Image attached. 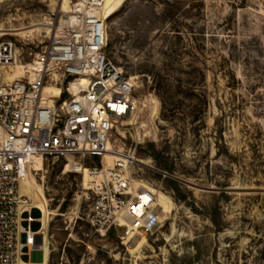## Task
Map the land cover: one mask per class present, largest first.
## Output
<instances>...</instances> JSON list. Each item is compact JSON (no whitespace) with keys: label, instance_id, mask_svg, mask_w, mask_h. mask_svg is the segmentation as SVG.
I'll use <instances>...</instances> for the list:
<instances>
[{"label":"rangeland","instance_id":"obj_1","mask_svg":"<svg viewBox=\"0 0 264 264\" xmlns=\"http://www.w3.org/2000/svg\"><path fill=\"white\" fill-rule=\"evenodd\" d=\"M63 7L0 0V29L19 48L0 83L22 75ZM110 11L108 57L142 101L110 152L136 148L145 163L131 174L157 189L161 227L129 245L100 235L88 214L101 173L37 160L22 180L34 249L23 264H264V0H123Z\"/></svg>","mask_w":264,"mask_h":264},{"label":"built area","instance_id":"obj_2","mask_svg":"<svg viewBox=\"0 0 264 264\" xmlns=\"http://www.w3.org/2000/svg\"><path fill=\"white\" fill-rule=\"evenodd\" d=\"M103 6L104 0H72L49 42L22 64V76L0 83V264H19L34 250L31 212H22L29 200L21 180L45 158L65 160L70 172L101 173L89 189L94 196L88 214L100 235L129 245L161 227L156 194L138 187L128 173L137 160H115L106 167L109 143L137 116L142 101L134 78L108 57ZM18 51L0 30V66L14 64ZM48 83L60 85V92L45 94Z\"/></svg>","mask_w":264,"mask_h":264},{"label":"bare ground","instance_id":"obj_3","mask_svg":"<svg viewBox=\"0 0 264 264\" xmlns=\"http://www.w3.org/2000/svg\"><path fill=\"white\" fill-rule=\"evenodd\" d=\"M122 1L123 0H104V6H103V16H104V18L106 19V20H108V18H109V16H110V14L112 13V11H110V7H111V5L112 4H116V3H118V4H120V3H122ZM69 5H70V0H64V7H63V10H67L68 8H69ZM69 10V9H68ZM68 10L66 11V12H68ZM1 31H3L2 29H0ZM5 33V32H4ZM22 74H23V70H22ZM22 76V75H21ZM20 76V77H21ZM19 77V78H20ZM134 78V77H133ZM18 79V78H17ZM17 79H15V80H17ZM83 80H82V82H87V80L85 79V78H82ZM45 91H46V88H45ZM44 91V92H45ZM46 94V93H45ZM146 125V124H145ZM111 143V142H110ZM110 143H109V145H108V149H107V152H106V154H105V162H106V167H107V160H106V156L107 155H110L111 154V156H112V164H113V162L115 161V160H124L127 164H129L130 163V161H131V159L132 158H135V160H138L139 162H144L143 160H141V159H138V158H136L135 156L133 157V155H132V152H130V153H124V152H110ZM145 163V162H144ZM107 169H108V167H107ZM84 172H90L87 168L84 170ZM83 172V173H84ZM128 173H131V170L130 169H128ZM25 177V176H24ZM23 177V178H24ZM23 178H22V180H23ZM22 180H21V191L23 192V188H22ZM100 181V180H99ZM135 182H136V184H137V186L138 187H140V188H143V186L145 185V186H147V187H150V190H152V192H154V194H156V196H157V198H158V202L160 203V199H159V195H158V191H157V189H155V188H153V187H151V186H148V185H146V183H144L142 180H136L135 179ZM89 189H91V188H89ZM24 193V192H23ZM26 205H24L23 206V208L25 207ZM23 210V209H22ZM23 212V211H22ZM143 239H146V237H142V239L141 240H143ZM19 264H23V260H22V257L20 258V260H19Z\"/></svg>","mask_w":264,"mask_h":264},{"label":"trees","instance_id":"obj_4","mask_svg":"<svg viewBox=\"0 0 264 264\" xmlns=\"http://www.w3.org/2000/svg\"><path fill=\"white\" fill-rule=\"evenodd\" d=\"M110 18V17H109ZM169 181L173 187L178 186L179 182L175 179L169 178Z\"/></svg>","mask_w":264,"mask_h":264}]
</instances>
